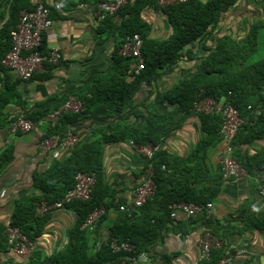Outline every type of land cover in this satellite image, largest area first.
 I'll return each instance as SVG.
<instances>
[{
	"label": "crops",
	"instance_id": "obj_1",
	"mask_svg": "<svg viewBox=\"0 0 264 264\" xmlns=\"http://www.w3.org/2000/svg\"><path fill=\"white\" fill-rule=\"evenodd\" d=\"M39 1L28 0L33 7ZM44 1L51 8L53 21V26L43 33V48L47 51L44 53L59 51L60 63L46 66L43 73L30 81H20L5 69L0 56V99H9L7 105H0V154L6 153V158L9 156L0 167V264H40L45 257L60 253L69 246L71 231L77 219L76 211L71 205L43 217L46 221L36 239L37 250L30 258L17 255L7 248L5 232L11 226L20 205L27 201H32L35 205L47 202L43 197L57 161H65L72 150L86 140L103 138L101 133L94 135L91 129L98 130L113 121L136 128L143 127L148 116L145 106L154 101L158 94L165 95L178 83L193 77L201 62L213 51L217 39L240 42L248 37L254 26H258V51L264 30V0H239L234 7L222 14L220 22L212 31L214 39L195 42L186 47L181 61L166 70L158 82L144 84L129 107L108 101L93 108L91 121L68 125L63 133L66 135L73 132L79 135L81 144L73 149L63 150L61 157L55 159L52 151L44 152L39 147L45 133L53 125L49 117L37 122V132L13 133L12 123L23 111L29 113L35 109H45L50 112L49 115L52 114L59 109L67 95L86 89L98 73L110 72L119 35L111 34V28L114 27L111 24L106 25V33L100 35L97 32L103 27L105 17L95 14L94 7L99 2L111 0ZM11 3L12 0H0V45L1 42L6 43L3 36L6 24L11 21ZM120 20L121 17L115 23ZM141 21L149 27L152 38L162 39L173 33L168 16L160 7L144 10ZM256 53L249 63L264 58L256 59ZM177 108L178 105H172L167 100L160 105L162 113ZM179 117L180 128L160 143L162 155L170 163L174 161V166L188 165L187 159L204 136L200 117L193 111L183 112ZM132 140V137H126L106 142L103 146L105 181L119 192L126 203L130 202L133 190L152 172L153 167L152 160L135 153L129 144ZM261 146V143L253 142L240 148L243 154H254L261 151ZM223 155L224 144L219 139L208 155L213 172H219ZM170 171L168 175L172 173ZM260 176L261 181L247 176L225 182L213 208L207 212L209 221L180 214L175 219L178 223L176 232H169L150 251L135 254L134 263L129 259L123 261L129 264H198L200 250L197 241L207 231L206 224L210 223L221 230L230 225L244 229L247 219L264 213V198L259 194V190L264 187V172ZM55 183L58 187L63 185L61 180ZM118 213L117 210H112L106 220L100 221L96 232L89 235L90 253H95L107 244L110 228ZM34 227L38 228L37 224ZM223 241L224 251L232 258V264H264V231L256 228L245 230L242 234H229ZM242 250L245 252L241 253Z\"/></svg>",
	"mask_w": 264,
	"mask_h": 264
},
{
	"label": "trees",
	"instance_id": "obj_2",
	"mask_svg": "<svg viewBox=\"0 0 264 264\" xmlns=\"http://www.w3.org/2000/svg\"><path fill=\"white\" fill-rule=\"evenodd\" d=\"M238 1L189 0L185 4L160 8L167 14L173 30L171 35L162 39L150 37L149 27L141 21L144 10L159 8L158 0H128L126 6L116 14L104 16L103 27L97 32L100 35L106 33L107 26L111 24L114 25L111 28V34L119 35L111 71L98 73L86 89L67 95L62 104L72 95L83 103L84 111L78 114L67 113L52 120L53 125L44 137L64 134L63 131L68 125L75 126L91 121L93 108L102 103L110 101L129 107L144 84L158 82L166 70L181 61L186 47L195 42L211 40L212 31L220 22L222 14L234 7ZM33 8L28 0H12L11 21L6 24L3 36L6 43L1 42L0 45L2 58L11 49L10 33L18 23L21 11ZM120 17V22L115 23V20ZM257 27L254 26L248 37L240 42L217 39L213 51L204 62H201L193 77L178 83L165 95L158 94L154 101L145 106L148 116L143 127L136 128L113 121L98 130L91 129L94 135L101 133L103 138L86 140L72 150V154L65 161L55 163L43 197L47 203L60 201L74 187L78 173H94L96 186L89 200L70 204L76 211L77 219L71 231L69 246L60 253L45 257L40 264H117L123 260H130L137 253L150 251L169 232L178 230L176 225L178 223L171 218L172 204L214 203L225 183L223 164L219 172L215 173L208 159L210 150L218 144L220 139L222 125L220 114L198 115L204 136L187 159L188 165L174 166L175 162L170 163V160L162 155L161 150L154 156L152 173L158 187L157 193L153 199L136 211L120 210L121 206L126 204V200L121 198L119 192L111 188L104 178V143L119 141L126 137H132L138 144L161 143L180 128L179 114L192 111L193 104L200 93L204 96H212L219 101L223 99L229 101L239 110L240 115L247 119L246 124L239 129L234 139L233 156L247 171L248 176L261 181L260 174L264 172V58L249 63L251 57L257 52ZM134 36H139L143 40L144 69L140 71L137 70L136 59L119 54L123 40ZM42 51L47 52L43 47ZM189 51L190 49L188 53ZM46 66L49 67L52 64ZM165 100L172 105H178V108L162 113L160 105ZM8 102V98L0 99L1 106L7 105ZM49 113L45 109H35L27 113V116L39 122L46 119ZM253 142L261 143V151L243 154L240 147ZM6 157V153L0 154V167L4 159L9 158V156ZM170 170L172 173L168 175ZM59 180L63 183L62 187H58L55 183ZM100 207L106 210L101 220H106L112 210H117L119 213L110 228L107 244L95 253H90L89 236L83 225L88 216ZM45 216L37 215L36 205L32 201H27L17 208L11 226L18 227L24 235L36 242L45 224L46 219L43 218ZM196 217L209 221L207 212L198 214ZM34 224H37L38 228H35ZM205 227L207 231L222 240H225L229 234H242L245 230L254 228L264 231V213L247 219L244 229L230 225L225 230H221L210 223ZM115 241L133 243L136 253H112L109 245ZM227 256L229 255L224 249L213 251L208 261H200L198 264H219Z\"/></svg>",
	"mask_w": 264,
	"mask_h": 264
},
{
	"label": "built area",
	"instance_id": "obj_3",
	"mask_svg": "<svg viewBox=\"0 0 264 264\" xmlns=\"http://www.w3.org/2000/svg\"><path fill=\"white\" fill-rule=\"evenodd\" d=\"M189 0H158L160 8H167L174 5L185 4ZM128 0H111L102 1L95 5L94 13L106 16L114 15L120 9L126 6ZM57 8H59L57 6ZM53 26L51 19V8L40 0L33 9L23 10L20 13L19 21L10 33L11 49L2 59V65L17 80L30 81L36 75L43 73L47 64L58 65L61 61V53L59 51H50L44 53L43 33ZM143 40L139 36L127 37L123 40L119 50V54L123 57H132L138 61L137 70L144 69V59L142 57ZM83 103L74 96H69L58 110L52 112L48 117L55 120L60 116L72 113L78 114L84 111ZM192 111L196 115H214L220 114L222 117V125L220 130V139L224 144L223 178L224 181L241 179L247 177V171L237 162L233 156V142L241 127H243L247 119L240 115L239 110L229 101L217 100L212 96H204L200 93L193 104ZM13 133H29L39 130L37 122L28 118L25 111L21 112L12 123ZM79 135L70 133L66 135H52L44 137L39 147L42 151L53 152V157L58 159L61 152L66 149H73L80 143ZM129 144L135 153L147 160H153L154 156L161 150V144H138L133 140ZM96 186V176L94 173H78L75 177V185L65 196L57 202L47 203L41 202L36 205V214L45 216L54 210H60L67 205L76 201H87L91 198ZM157 184L154 180L153 173H149L146 178L135 187L132 192L130 202L122 205L121 211L133 212L143 207L149 200L153 199L157 193ZM259 194L264 198V187L259 190ZM213 203L199 205L195 203H174L170 206L171 218L177 219L180 214L188 217H195L198 214L209 212L213 208ZM106 214L104 207L94 210L86 219L83 228L87 231L88 236L96 232L97 227ZM5 240L7 248L17 255L30 258L37 250V243L30 240L24 235L18 227L9 226L5 232ZM200 250V261H208L213 251L222 250L225 243L222 239L206 231L201 234L198 241ZM112 253L127 252L135 254L136 247L131 242H112L110 245ZM242 250L241 253H244ZM131 262H135L136 258L131 257ZM231 257H225L219 264H232ZM117 264H129L126 261Z\"/></svg>",
	"mask_w": 264,
	"mask_h": 264
},
{
	"label": "rangeland",
	"instance_id": "obj_4",
	"mask_svg": "<svg viewBox=\"0 0 264 264\" xmlns=\"http://www.w3.org/2000/svg\"><path fill=\"white\" fill-rule=\"evenodd\" d=\"M263 51H264V30L262 31V36L260 37V40H259V47L256 53V59H259L264 56Z\"/></svg>",
	"mask_w": 264,
	"mask_h": 264
}]
</instances>
